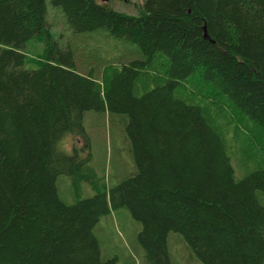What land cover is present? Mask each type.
Wrapping results in <instances>:
<instances>
[{
	"label": "trees",
	"instance_id": "1",
	"mask_svg": "<svg viewBox=\"0 0 264 264\" xmlns=\"http://www.w3.org/2000/svg\"><path fill=\"white\" fill-rule=\"evenodd\" d=\"M50 1L76 35L93 33L59 46L48 0H0V264H117L94 229L123 207L142 226L146 264H172L171 232L203 264H264V0H143L136 14ZM42 34L47 59L28 69L25 46ZM189 79L220 105L192 97ZM223 103L237 114L226 127ZM91 110L119 116L131 142L137 169L116 185L90 166ZM69 136L83 141L71 153ZM63 175L95 194L66 203Z\"/></svg>",
	"mask_w": 264,
	"mask_h": 264
},
{
	"label": "rangeland",
	"instance_id": "2",
	"mask_svg": "<svg viewBox=\"0 0 264 264\" xmlns=\"http://www.w3.org/2000/svg\"><path fill=\"white\" fill-rule=\"evenodd\" d=\"M142 2L143 0H111L109 5L116 10L129 14H136ZM47 7L49 12V30L54 38L52 42H57L59 46H67L71 42H75L77 45L82 36L93 33L89 32L76 35L74 30L66 22L60 8L56 7L50 0L47 2ZM99 31L103 32L101 34L94 33L98 38H102V36H104L103 34L107 32L105 30ZM93 43L95 44V42L91 40L90 44ZM114 45L113 43V46L107 50L110 57L114 55ZM132 46L136 48V45L133 44ZM24 52L26 54V68L35 69L40 67L48 56V41L46 34L30 39L25 46ZM119 52L121 51H116L115 54ZM82 53L83 50L80 48L78 51L80 57ZM84 58H86L85 55L81 57L80 62H82ZM191 80L192 79L183 81L182 88H187L190 83L192 85L193 81L191 82ZM194 84L196 86V82ZM153 86L154 84L152 81H149L146 87L137 89L138 93H143L147 88ZM187 89L192 90V97L195 99L200 98L204 102H208L211 107L220 105L221 103L217 99L212 98L211 95H208L209 93L205 91V87L203 86H200L199 89L189 86ZM181 91H183V89L179 88L178 93ZM222 107L229 115L227 116L228 118L222 116L219 120L222 122V125L228 126V123L231 125L232 121L236 122V112L233 113L234 111L228 104L225 105L223 103ZM84 124L92 144L93 157L90 166L96 174L99 185L102 186L104 183L107 186L116 185L123 179L131 176L133 171H136L137 168L131 151V142L127 137L126 131L124 130L125 133L122 131L119 123V116L114 119V116H110L106 111L97 112L91 110L85 113ZM226 137L232 143L235 155L233 156V164L237 167V173L239 174V169L242 170V165L238 159L241 158V147H239V143L232 131L228 132ZM76 142L79 146L83 144L81 138L69 136L61 141L60 148L67 153H71L72 147ZM245 153H249L247 148H245ZM253 167L254 164L250 166V168ZM75 182L73 178L67 175L60 176L58 179L57 186L59 195L66 203L72 204L80 198L95 194V190L91 186L89 187L86 184L87 182H83L81 186ZM141 228L140 222L132 217L127 208L123 207L111 210L108 215L101 218L94 229V233L100 243L103 258H117V264H146L147 259L145 250L138 240V234ZM168 246L172 264H203L181 234L171 232L168 237Z\"/></svg>",
	"mask_w": 264,
	"mask_h": 264
},
{
	"label": "water",
	"instance_id": "3",
	"mask_svg": "<svg viewBox=\"0 0 264 264\" xmlns=\"http://www.w3.org/2000/svg\"><path fill=\"white\" fill-rule=\"evenodd\" d=\"M101 1H103V2H109L110 0H101Z\"/></svg>",
	"mask_w": 264,
	"mask_h": 264
}]
</instances>
